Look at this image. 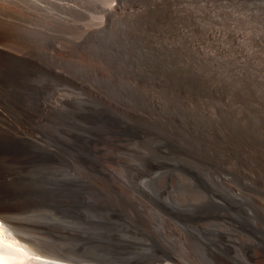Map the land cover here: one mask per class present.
<instances>
[{
	"label": "rangeland",
	"instance_id": "rangeland-1",
	"mask_svg": "<svg viewBox=\"0 0 264 264\" xmlns=\"http://www.w3.org/2000/svg\"><path fill=\"white\" fill-rule=\"evenodd\" d=\"M201 1V6L204 7L201 8V13L203 15L217 13H215V17L209 19V21L208 19L200 21L198 28H195L194 25L189 26L190 20H186L185 14V20L178 19L179 15L177 12L172 11V9H168L167 11L160 7L147 15V21L146 19H142L141 12L138 11L134 15L121 16V18L117 17L116 19L106 20L104 23H101L100 19L102 14L98 10L96 12L95 8L92 10L91 7H79V11L76 12H74L75 10L72 11L67 8H63L64 11L59 10V12L58 9H55L54 13L52 11V14H47V11H42L38 8H25L26 10L28 9V21L26 20L29 22H26L28 29L31 30L32 28V30H36V33L46 36H44V40L41 41L42 44L32 41L28 43V46H22V49L26 52L30 49L29 52H31L34 47H39L38 49L40 51L34 48L32 53L35 54L36 52L40 57H43L41 58V62L45 59L44 61L47 64H43V61L38 67L36 66V68L41 70V73L36 72L37 74H31L30 77L25 78L23 83L24 87L22 86L21 89L17 90L15 88V92L10 96V100L15 103L14 105L11 102L10 106H7L6 103L2 102L0 97V109H3L2 111L7 117H1L3 121H6L3 122L4 124L2 122L0 123L2 125V127L0 125V135L7 136V134H4V131L8 134L14 131L12 134L22 132L27 134L28 137L31 136V141L33 140V143H31L38 146V148L40 147V156L38 155L36 158L33 156L30 157L31 154H13L1 150L0 175L6 176L5 178H7V181L2 182L6 183L3 185L6 189L4 188V190L3 186L1 187L2 190L0 188V210L3 209L13 220L27 227H30V224H32L30 223L33 222L32 219L35 220L36 217H41L37 215L39 214L37 212L40 211L42 212V217L49 214L60 218L61 214L54 209L55 207L50 200L46 198H43V200L36 199V196L31 194L32 191L36 190V186L33 185L35 183H31L27 181V179L25 180V178L22 179L19 177L31 174L30 171L34 168L46 171L47 174L45 175L47 176L56 174L63 175L66 173L67 176L71 177L70 180L73 179L71 180L73 183L75 182V184H78H76V190L78 189L80 191L77 190L76 193L79 194V198L84 199L85 197V200H89L98 210L106 209L111 212V214L113 213L115 218L118 217L122 222H126L124 224L135 233V236L139 239L138 241H144L146 236H144V229L141 228L142 225L139 224L137 218L139 212L137 210L139 207L136 202L143 200L149 203V199L151 198L150 204L155 206L154 208L163 215V218H160L161 220L154 218L156 225L162 227L167 221H172L175 223L173 225L177 226L182 233L183 238L171 236L170 239L174 243L176 241L178 242L175 244L172 242L173 246L176 248V253L184 257L185 260L192 261L195 264H219L220 261L222 264H231V261H233L232 264H264V213H261L264 212V207L259 203L261 201L264 204V40H260V38L262 39L264 37V0ZM220 5L222 7H220ZM29 9H32V12ZM89 11L90 13L92 12V14H90ZM160 11L162 12L160 13ZM68 13L70 15H67ZM46 15L53 16L55 20L53 19L51 22L50 19H44ZM165 15H167L166 18ZM2 16H5L4 18L7 19L13 18L4 14L0 15V17ZM173 16L178 18L176 19ZM36 18L39 19L37 20ZM30 19L31 21H29ZM15 21L20 22L19 19ZM39 21H41V23ZM55 23L56 25L54 26ZM98 23L99 25H97ZM43 24H45V27ZM108 24L110 25L108 26ZM101 28L107 30L108 33L107 31L105 32V30L102 32ZM216 29H219L218 33L220 35H218V38H213L212 32ZM39 30L42 32H38ZM46 32H49L48 35ZM42 33H44V35ZM55 35H57V37ZM47 37L49 39H47ZM52 37L54 39L56 38L55 41ZM45 40L49 41L44 42ZM215 40H217V42ZM238 40H240V42ZM57 41L58 45L60 44L59 46L62 48H60L61 51H69L67 54H59L60 56L57 54L55 56L53 52L52 54L55 57L49 54L52 43L55 44ZM32 44L34 46H32ZM45 45L47 47H43ZM40 46L43 49L40 48ZM37 51L39 53L42 52L39 54ZM44 52L48 53L45 54ZM241 54H246L247 56L240 57ZM48 57L52 59L54 63L47 62ZM229 60L231 61L230 63ZM248 60L249 63L247 62ZM181 70L183 71L181 72ZM232 82H234V85ZM200 83L203 84V86ZM195 84L199 85L196 86ZM174 86L178 87L175 88ZM188 87H190V89ZM197 88H200V90ZM60 89L61 92H59ZM196 89L199 92L196 91ZM223 89H225V91ZM63 91L67 96L68 94L70 96H65ZM51 93L64 94H59L61 96L60 98H64V102L57 101V103H59V105H55L57 109H47L45 106V98L48 99ZM1 94L0 89V95ZM71 94H73V96ZM76 95L81 97L77 98ZM104 98L114 100L117 103L118 109L110 108V105L104 101ZM84 101H86V103ZM64 103L66 105L63 107ZM100 103L102 104L100 105ZM99 108L102 109L100 110ZM111 109L115 112L111 111ZM60 110L62 112H59ZM100 111L103 112L101 113ZM66 112L68 114H65ZM105 116H107V118ZM37 120L39 121L37 122ZM25 124H29V129H25L27 128ZM23 125L25 127H23ZM53 125H56L55 127L58 128V131H56L57 129ZM10 126H12V128ZM121 127L124 128L122 129ZM121 130H124V133ZM32 132H34L35 135ZM132 137L133 139L136 138V141L132 140ZM151 137L153 139H151ZM81 140L83 141L81 142ZM128 141L131 143L129 144ZM142 141L143 143H140ZM253 143L257 144L255 149L248 151L247 147ZM133 145H135V147H133ZM137 147L139 149H136ZM257 148L260 149L258 150ZM153 149L155 151H153L154 153L151 152ZM187 151L189 153H187ZM122 152L126 154L124 153V155ZM141 152H144V155ZM194 154H196L197 157H194L196 156ZM181 155L183 161L181 160ZM206 158L207 160H205ZM211 158L214 160H209ZM207 161L210 162L209 164L211 167L207 165ZM39 162L42 165H40ZM49 166L52 168L50 169ZM121 167L123 169H120ZM213 167H215L214 170ZM21 171H23V174ZM206 172L207 174H205ZM213 173H215V175H213ZM186 175L189 177L187 176V178ZM72 177H77L78 179ZM204 185H206V187ZM200 186H202L203 189ZM198 187H200V189ZM206 188L208 190H206ZM28 190H30V192ZM137 197L141 198L137 199ZM67 198L77 197L72 194ZM217 198H219L220 201ZM153 200H159L165 207L167 205L170 207L176 206L175 204L180 203L187 206L186 208L190 210L192 206L191 208H194L195 211H193V213H191V210L189 211L191 215L189 220L179 221L177 218H171L163 214L164 212L160 209L161 207L159 208L156 204L154 205L152 202ZM214 201L222 202V205H220L216 211L213 209L210 210L209 207L214 204ZM2 204L4 206H2ZM237 215L247 216L249 219L248 225L244 226V224L237 219ZM28 219L30 221H28ZM253 221L254 223H252ZM192 222H194V226ZM212 222L216 225H211ZM237 223L240 224L238 225ZM253 228L254 230H252ZM192 229L199 232H195ZM212 229H216L217 232V236L214 239L216 243L206 248L205 254L207 255L203 252L200 255H195L188 246V236L192 234L203 235L202 232L206 233V231L208 232ZM47 232L36 234L46 241H51V239H54L52 235L57 234ZM241 232L245 235L241 234ZM251 233H253V235ZM224 235L225 238L228 237L231 239L229 245H226L228 240H223ZM142 237H144V239ZM181 239H184V241L187 240L186 243L183 241L185 245L182 243ZM187 247L189 249H187ZM259 253L261 260L257 263L254 255ZM191 254L193 256H191ZM237 256L240 257V261ZM226 258L230 260L227 261Z\"/></svg>",
	"mask_w": 264,
	"mask_h": 264
},
{
	"label": "bare ground",
	"instance_id": "bare-ground-1",
	"mask_svg": "<svg viewBox=\"0 0 264 264\" xmlns=\"http://www.w3.org/2000/svg\"><path fill=\"white\" fill-rule=\"evenodd\" d=\"M211 1V0H210ZM215 1V0H214ZM219 1V0H218ZM243 1V0H242ZM201 0H0V15L4 14L16 19H19L20 22H16V19L10 18H4L3 16L0 18V89H1V100L2 102L6 103L7 106L11 104L10 96L13 95V92H15V88L21 89L22 86L24 87L23 83L25 78L30 77L31 74L39 72L41 73L38 68L40 64L45 60L41 62V58L38 54L32 53L33 48L30 51H23L22 46H28L29 42L36 41L39 42L38 44L41 43V41L44 40V33H42L44 36H42L39 33H36V30H31L28 29L26 22L27 20V10L25 8L32 7V8H38L40 10L47 11V14H52V11L54 13L55 9L63 10V8H67L68 10H72L74 12L79 11V7H87V8H95L96 12L97 10L102 14L101 15V23H104L106 20H112L116 19L117 17L121 16H131L134 15L136 12H141V17L142 19H146L147 15L151 14L153 11L157 10L156 8H161L165 9L168 11V9H172V11L177 12L179 15L178 19H184V14L186 16V20H190V25H194V27L198 28V24L200 21L203 19H211L215 17V13H209V14H202L201 13V8H204L201 6ZM212 2V1H211ZM210 2V3H211ZM225 2V1H224ZM209 4V3H208ZM212 4V3H211ZM210 4V5H211ZM224 4V3H223ZM226 5V4H225ZM228 5V4H227ZM209 6V5H207ZM214 7V6H213ZM212 7V8H213ZM220 7H222L220 5ZM61 8V9H60ZM218 8V7H217ZM227 8V7H226ZM80 9V8H79ZM206 9V8H205ZM219 9V8H218ZM217 9V10H218ZM221 9V8H220ZM225 9V8H223ZM30 10V9H29ZM34 10V9H33ZM39 10V11H40ZM88 10V9H87ZM211 10V9H209ZM215 10V9H214ZM228 10V9H227ZM32 12V9L30 10ZM36 11V10H34ZM64 11V10H63ZM84 11V10H82ZM91 11V10H90ZM89 11V13H90ZM207 11V9H206ZM85 12V11H84ZM162 11H160L161 13ZM211 12V11H210ZM225 12V11H223ZM36 13V12H35ZM43 13V12H41ZM61 13V12H60ZM63 13V12H62ZM71 13V12H70ZM86 13V12H85ZM59 14V13H58ZM77 14V13H75ZM92 14V12L90 13ZM94 14V13H93ZM99 14V13H98ZM144 14V15H143ZM173 14V13H172ZM231 14V13H230ZM67 15H70L69 13ZM66 15V16H67ZM72 15V14H71ZM226 15V14H225ZM31 16V15H30ZM33 16V15H32ZM61 16V15H60ZM65 16V15H64ZM63 16V17H64ZM95 16V15H94ZM97 16V15H96ZM151 16V15H150ZM149 16V17H150ZM155 16V15H154ZM164 16V15H163ZM167 15H165L166 18ZM169 16V15H168ZM221 16V15H220ZM224 16V15H223ZM162 17V16H161ZM161 17H158L159 19ZM174 17V16H173ZM62 18V17H61ZM70 18V17H69ZM75 18V17H73ZM72 18V19H73ZM93 18V17H92ZM171 18V17H170ZM176 18V17H174ZM176 18V19H177ZM219 18V17H218ZM37 19V18H36ZM39 19V18H38ZM37 19V20H38ZM41 19V18H40ZM44 19H50L51 22L55 18L53 16H48L46 15ZM67 19V18H66ZM129 19V18H127ZM131 19V18H130ZM141 19V18H140ZM150 19V18H149ZM148 19V20H149ZM162 19V18H161ZM168 19V18H167ZM27 20V21H26ZM33 20V19H32ZM36 20V21H37ZM59 20V19H58ZM64 20V18H63ZM71 20V19H70ZM87 20V19H86ZM99 20V19H98ZM151 20V19H150ZM156 20V19H155ZM185 20V19H184ZM31 21V19L29 20ZM35 21V22H36ZM46 21V20H45ZM61 21V20H60ZM65 21V20H64ZM67 21V20H66ZM116 21V20H115ZM132 21V20H131ZM147 21V19H146ZM162 21V20H161ZM160 21V22H161ZM166 21V20H165ZM169 21V20H168ZM180 21V20H179ZM218 21V19H217ZM41 23V21H39ZM48 22V21H46ZM45 22V23H46ZM55 22V21H54ZM63 22V21H62ZM68 22V21H67ZM110 22V21H109ZM113 22V21H112ZM122 22V21H121ZM136 22V21H135ZM145 22V21H144ZM178 22V21H177ZM216 22V21H215ZM29 23V22H27ZM38 23V21H37ZM44 23V21H43ZM50 23V22H48ZM47 23V24H48ZM61 23V22H59ZM64 23V22H63ZM71 23V22H70ZM138 23V21H137ZM181 23V22H180ZM211 23V22H210ZM52 24V23H51ZM66 24V22H65ZM95 24V23H94ZM35 25V24H34ZM38 25V24H36ZM45 24H43L44 26ZM56 23L54 24V26ZM58 25V24H57ZM99 25V23L97 24ZM104 25V24H102ZM110 24H108L109 26ZM186 25V24H185ZM33 26V25H32ZM41 26V27H43ZM48 26V25H46ZM93 26V25H92ZM107 26V27H108ZM40 27V26H39ZM45 27V26H44ZM43 27V28H44ZM58 27V26H57ZM56 27V29H57ZM95 27V26H94ZM37 28V27H36ZM42 28V29H43ZM99 28V27H98ZM194 28V29H195ZM34 29V27H33ZM40 29V28H39ZM41 29V30H42ZM45 29V28H44ZM49 29V27H48ZM52 29V28H51ZM50 29V31H51ZM92 29V28H91ZM102 29V30H101ZM100 30L103 32V28ZM176 29V28H175ZM47 30V28H46ZM87 30V29H86ZM180 30V29H179ZM183 30V29H182ZM189 30V29H188ZM187 30V31H188ZM49 31V30H48ZM96 31V30H95ZM107 30H105L106 32ZM226 31V30H225ZM40 32V30L38 31ZM42 32V31H41ZM40 32V33H41ZM45 32V31H43ZM54 32V31H53ZM98 32V31H97ZM180 32V31H179ZM183 32V31H182ZM181 32V33H182ZM219 29L214 30L212 33L213 38H218L220 35ZM221 32V31H220ZM47 33V32H46ZM49 33V32H48ZM47 33V35H48ZM108 33V31H107ZM178 33V32H177ZM184 33V32H183ZM54 34V33H53ZM110 34V33H109ZM189 34V33H188ZM224 34V33H223ZM100 35V34H99ZM181 35V34H180ZM244 35V34H243ZM57 37V35H55ZM53 36V37H55ZM97 36V35H96ZM52 37V39H54ZM65 37V36H63ZM82 37V36H81ZM84 37V36H83ZM180 37V36H179ZM244 37V36H243ZM242 37V38H243ZM182 38V37H181ZM236 38V37H235ZM240 39V37L238 36ZM47 39H49L47 37ZM56 39V38H55ZM54 39V41H55ZM63 39V38H62ZM67 39V38H65ZM118 39V38H117ZM180 39V38H179ZM60 40V39H59ZM77 40V39H76ZM98 40V39H97ZM96 40V41H97ZM189 40V39H188ZM206 40V39H205ZM260 40H264V37ZM49 41L45 40L44 42ZM53 41V42H54ZM65 41V40H64ZM85 41V39H84ZM91 41V40H90ZM106 41V40H105ZM217 42V40H215ZM240 42V40H238ZM255 41V40H254ZM257 41V40H256ZM259 42V41H258ZM27 43V44H26ZM51 43V41H50ZM49 43V45H50ZM112 43V42H111ZM186 43V42H185ZM34 44V43H33ZM32 44V46H34ZM42 44V43H41ZM47 44V43H46ZM68 44V43H67ZM75 44V43H74ZM89 44V43H88ZM60 45V44H59ZM55 42V44L52 43V47L49 50V54H53L56 56L57 54L65 55L64 53H68L69 51H61V47ZM218 45V44H217ZM39 46V45H38ZM83 46V45H82ZM96 46V45H95ZM98 46V45H97ZM43 47H47L46 45ZM219 47V46H218ZM29 48V47H27ZM37 48V47H36ZM35 48V49H36ZM39 48V47H38ZM37 48V50H39ZM40 48H42L40 46ZM61 48V49H60ZM87 48V47H86ZM161 48V47H160ZM241 48V46H240ZM248 48V47H247ZM43 49V48H42ZM64 49V48H63ZM178 49V48H176ZM27 50V49H26ZM85 50V49H84ZM180 50V49H179ZM226 50V49H225ZM40 51V50H39ZM48 51V50H47ZM78 51V50H76ZM114 51V50H113ZM178 51V50H177ZM215 51V50H214ZM241 51V49H240ZM243 51V50H242ZM38 52V51H37ZM42 52V51H41ZM40 52V53H41ZM46 52V51H45ZM44 52V53H45ZM88 52V50H87ZM98 52V51H97ZM117 52V51H116ZM238 52V51H237ZM39 53V52H38ZM39 53V54H40ZM48 53V52H47ZM45 53V54H47ZM71 53V51H70ZM74 53V52H73ZM80 53V51H79ZM86 53V52H85ZM95 53V52H94ZM240 53V52H239ZM242 53V52H241ZM52 54V55H53ZM248 54V53H247ZM38 55V56H37ZM53 55V56H54ZM246 54H241L240 57H245ZM54 56V57H55ZM60 56V55H59ZM247 56V55H246ZM52 57V56H51ZM53 57V58H54ZM220 57V56H219ZM257 57V56H256ZM47 58V57H46ZM61 58V57H60ZM59 58V59H60ZM64 58V57H63ZM212 58V57H211ZM237 58V57H235ZM250 59V58H249ZM264 59V58H263ZM71 60V59H70ZM98 60V59H97ZM226 60V59H225ZM94 61V60H93ZM104 61V60H103ZM222 61V60H221ZM238 61V60H237ZM252 61V60H251ZM54 63L52 59L48 57V61ZM66 62V61H65ZM220 62V61H219ZM224 62V61H223ZM231 61L229 60V63ZM240 62V60H239ZM249 63V60L247 61ZM258 62V61H257ZM85 63V62H84ZM113 63V62H112ZM225 63V62H224ZM227 63V61H226ZM235 63V62H234ZM245 63V62H244ZM264 63V62H263ZM43 64H47L45 61ZM82 64V63H81ZM86 64V63H85ZM110 64V63H109ZM223 64V63H222ZM239 64V63H238ZM241 64V63H240ZM246 64V63H245ZM244 64V65H245ZM253 64V63H251ZM95 65V64H94ZM232 65V64H231ZM247 65V64H246ZM255 65V64H254ZM253 65V66H254ZM264 65V64H263ZM82 66V65H81ZM86 66V65H85ZM96 66V65H95ZM238 66V65H237ZM243 66V65H242ZM250 66V65H249ZM258 66V65H257ZM41 67V66H40ZM39 67V68H40ZM233 67V66H232ZM262 67V66H261ZM92 68V66H91ZM103 68V67H102ZM202 68V65H201ZM249 69V67L247 66ZM254 68V67H253ZM75 69V68H74ZM234 69V68H233ZM102 70V69H101ZM184 70V69H183ZM181 70V72L183 71ZM186 70V69H185ZM205 70V68H204ZM240 70V68H239ZM238 70V71H239ZM244 70V69H243ZM254 70V69H252ZM262 70V69H261ZM43 71V70H42ZM45 71V70H44ZM48 71V70H47ZM71 71V70H70ZM191 71V70H190ZM189 71V72H190ZM242 71V69H241ZM248 71V70H247ZM250 71V70H249ZM257 71V69H256ZM264 71V70H263ZM89 72V71H88ZM107 72V71H106ZM121 72V71H120ZM185 72V71H184ZM188 72V71H187ZM258 72V71H257ZM261 72V71H260ZM53 73V72H52ZM212 73V72H211ZM218 73V72H217ZM263 73V72H262ZM37 74V73H36ZM74 74V73H72ZM182 74V73H181ZM187 74V73H186ZM194 74V73H192ZM253 74V73H252ZM242 75V74H241ZM264 75V74H263ZM44 76V75H43ZM59 76V75H58ZM201 76V75H200ZM205 76V75H204ZM235 76V75H234ZM237 76V75H236ZM186 77V76H184ZM197 77V76H196ZM35 78V77H34ZM37 78V77H36ZM45 78V77H43ZM191 78V75H190ZM76 79V78H75ZM79 79V78H78ZM113 79V78H112ZM121 79V78H120ZM206 79V78H205ZM264 79V78H263ZM28 80V79H27ZM48 80V78H47ZM82 80V79H81ZM119 80V79H118ZM183 80V79H182ZM222 80V79H221ZM42 81V80H41ZM44 81V79H43ZM53 81V80H52ZM103 81V80H102ZM101 81V82H102ZM185 81V80H184ZM244 81V80H243ZM187 82V81H186ZM196 82V80H195ZM193 82V83H195ZM201 82V80H200ZM226 82V81H225ZM27 83V82H25ZM45 83V82H44ZM88 83V82H87ZM185 83V82H184ZM190 83V82H189ZM192 83V84H193ZM198 83V82H197ZM202 83V82H201ZM200 83V84H201ZM234 82H232L233 84ZM254 83V82H253ZM33 84V83H32ZM38 84V83H37ZM68 84V83H67ZM97 84V83H96ZM104 84V83H103ZM133 84V83H132ZM188 84V83H187ZM229 84V83H227ZM226 84V85H227ZM252 84V83H251ZM145 85V84H144ZM185 85V84H184ZM196 85V84H195ZM199 85V84H198ZM196 85V86H198ZM203 86V84H201ZM234 85V84H233ZM26 86V85H25ZM30 86V85H29ZM36 86V85H35ZM92 86V85H91ZM190 86V85H189ZM205 86V85H204ZM228 86V85H227ZM73 87V86H72ZM175 88L178 86H174ZM229 87V86H228ZM29 88V87H28ZM40 88V87H39ZM46 88V87H45ZM50 88V87H49ZM190 89V87H188ZM195 88V87H193ZM227 88V87H226ZM37 89V88H36ZM184 89V88H183ZM188 89V90H189ZM200 90V88H197ZM196 89V91H198ZM222 89V88H220ZM228 89V88H227ZM226 89V90H227ZM30 90V89H29ZM39 90V89H37ZM54 90V89H53ZM82 90V89H81ZM178 90V89H177ZM195 90V89H194ZM225 91V89H223ZM240 90V89H239ZM242 90V89H241ZM252 90V89H251ZM24 91V90H23ZM41 91V90H39ZM186 91V90H185ZM183 91V92H185ZM219 91V90H218ZM228 91V90H227ZM243 91V90H242ZM25 92V91H24ZM29 92V91H28ZM61 92V89L60 91ZM64 92V91H63ZM68 92V91H67ZM193 92V91H192ZM199 92V91H198ZM197 92V93H198ZM217 92V91H216ZM220 92V91H219ZM218 92V93H219ZM27 93V92H26ZM36 93V91H35ZM40 93V92H39ZM106 93V92H105ZM196 93V94H197ZM225 93V92H224ZM24 94V93H23ZM63 94V93H59ZM59 94L51 93L49 98L46 99V108L47 109H53L56 106L59 105L57 101L59 102H64V98H60L61 96ZM65 94V92H64ZM63 94V95H64ZM68 94V93H67ZM99 94V93H98ZM184 94V93H183ZM207 94V93H206ZM223 94V92H222ZM238 94V93H237ZM73 96V94H71ZM75 95V94H74ZM41 96V94H40ZM65 96H67L65 94ZM70 95L68 94L67 97ZM77 96V95H76ZM27 97V95H26ZM81 97V96H77ZM86 97V96H85ZM119 97V96H118ZM24 99V97H23ZM26 99V98H25ZM61 99V100H60ZM14 100V99H13ZM76 100V99H75ZM73 101V100H72ZM104 101L110 105V108L113 109H118V106L116 105L117 103L114 100L110 99H105ZM86 103V101H84ZM121 102V101H120ZM13 103V102H12ZM69 103V101H68ZM15 103H13L14 105ZM17 104V103H16ZM21 104V103H19ZM74 104V103H73ZM82 104V103H81ZM92 104V103H91ZM102 103H100L101 105ZM104 104V103H103ZM22 105V104H21ZM36 105V104H35ZM66 104L64 103L63 107ZM77 105V104H76ZM96 105V104H95ZM132 105V104H131ZM138 105V104H137ZM249 105V104H248ZM6 106V107H7ZM23 106V105H22ZM61 106V105H60ZM103 106V105H102ZM100 106V107H102ZM106 106V105H105ZM120 106V105H119ZM1 107V106H0ZM24 107V106H23ZM84 107V106H83ZM89 107V106H88ZM87 107V108H88ZM97 107V106H96ZM99 107V106H98ZM109 107V106H108ZM121 107V106H120ZM119 107V108H120ZM135 107V106H134ZM252 107V106H251ZM5 108V105H4ZM8 108V107H7ZM18 108V107H17ZM103 108V107H102ZM101 108V109H102ZM130 108V107H129ZM256 108V107H255ZM57 109V108H55ZM60 109V108H59ZM68 109V108H67ZM78 109V107H77ZM96 109V108H95ZM100 109V108H99ZM100 109V110H101ZM111 109V111H113ZM3 109H0V123L6 121L2 120V118H5V113L2 111ZM7 110V109H6ZM18 110V109H17ZM81 110V108H80ZM110 110V109H109ZM108 110V112H109ZM8 111V110H7ZM5 111V112H7ZM49 111V110H48ZM85 111V110H84ZM87 111V110H86ZM128 111V110H127ZM136 111V110H135ZM258 111V110H257ZM55 112V111H54ZM59 112H62L61 110ZM58 112V113H59ZM72 112V111H71ZM101 113L103 111H100ZM105 112V111H104ZM107 112V111H106ZM107 112V113H108ZM115 112V111H113ZM78 113V111H77ZM91 113V112H90ZM261 113V112H260ZM64 114V113H63ZM65 114H68L67 112ZM76 114V113H74ZM88 114V113H87ZM255 114V113H254ZM10 115V114H9ZM8 115V116H9ZM47 115V114H46ZM55 115V114H54ZM53 115V116H54ZM57 115V114H56ZM62 115V113H61ZM70 115V114H69ZM89 115V114H88ZM108 115V114H107ZM117 115V114H116ZM115 115V116H116ZM229 115V114H228ZM264 115V114H263ZM11 116V115H10ZM36 116V114H35ZM112 116V115H109ZM121 116V115H120ZM253 116V115H252ZM2 117V118H1ZM37 117V116H36ZM46 117V116H45ZM101 117V115H100ZM107 118V116H105ZM208 117V116H207ZM7 118V117H6ZM11 118V117H10ZM76 118V117H75ZM112 118V117H111ZM120 118V117H119ZM123 118V117H122ZM85 119V117H84ZM101 119V118H100ZM113 119V118H112ZM247 119V118H246ZM251 119V118H250ZM43 120V119H42ZM80 120V119H79ZM109 120V119H108ZM114 120V119H113ZM125 120V119H124ZM249 120V119H248ZM11 121V120H10ZM39 120H37L38 122ZM69 121V120H67ZM84 121V120H83ZM82 121V122H83ZM94 121V120H93ZM118 121V120H117ZM134 121V120H133ZM115 122V121H114ZM121 122V121H120ZM118 122V123H120ZM125 122V121H124ZM8 123V122H6ZM11 123V122H10ZM29 123V122H27ZM40 123V122H39ZM53 123V122H52ZM75 123V121H74ZM117 123V122H116ZM215 123V122H214ZM4 124V123H3ZM12 124V123H11ZM10 124V125H11ZM37 124V123H36ZM35 124V125H36ZM79 124V122H78ZM81 124V123H80ZM88 124V123H87ZM93 124V122H92ZM105 124V123H104ZM108 124V123H107ZM172 124V123H171ZM1 125V124H0ZM8 125V124H7ZM20 125V124H19ZM27 125V124H25ZM29 125V124H28ZM27 125V128L29 129ZM33 125V124H32ZM127 126L126 124H124ZM209 125V124H207ZM4 126V125H3ZM54 126V125H53ZM56 126V125H55ZM54 126V127H55ZM75 126V125H74ZM73 126V127H74ZM78 126V125H77ZM106 126V124H105ZM104 126V128H105ZM2 127V125H1ZM12 128V126H10ZM14 127V126H13ZM19 127V126H18ZM21 127V126H20ZM23 127H25L23 125ZM36 127V126H35ZM88 127V126H87ZM117 127V126H116ZM131 127V126H130ZM174 127V126H173ZM17 128V127H15ZM56 128V127H55ZM61 128V127H60ZM64 128V127H63ZM72 128V127H71ZM77 128V127H76ZM80 128V127H79ZM85 128V127H84ZM89 128V127H88ZM122 128V127H121ZM124 128V127H123ZM122 128V129H123ZM132 128V127H131ZM136 128V127H135ZM145 128V127H144ZM143 128V129H144ZM195 128V127H194ZM199 128V127H198ZM21 129V128H19ZM37 129V128H34ZM58 131V128H56ZM78 129V128H77ZM97 129V128H96ZM111 129V128H110ZM115 129V128H114ZM139 129V128H137ZM183 129V128H182ZM192 129V128H191ZM228 129V128H227ZM245 129V128H244ZM4 130V129H3ZM53 130V128H52ZM69 130V128H68ZM80 130V129H79ZM83 130V129H82ZM86 130V129H85ZM84 130V131H85ZM104 130V129H103ZM107 130V128H106ZM113 130V129H111ZM130 130V129H129ZM236 130V129H235ZM19 131V130H17ZM23 131V130H22ZM27 131V130H26ZM29 131V130H28ZM61 131V130H60ZM66 131V130H65ZM83 131V132H84ZM92 131V130H90ZM101 131V130H100ZM122 131V130H121ZM124 131V130H123ZM122 131V132H123ZM137 131V130H136ZM145 131V130H144ZM256 131V130H255ZM3 132V131H2ZM14 131H12L13 133ZM16 132V131H15ZM31 132V131H30ZM39 132V131H38ZM74 132V131H73ZM72 132V133H73ZM77 132V131H76ZM109 132V130H108ZM118 132V131H117ZM139 132V131H138ZM143 132V131H142ZM148 132V131H147ZM206 132V131H205ZM230 132V131H229ZM234 132V131H233ZM12 133H5L7 136H1L0 135V153H2L1 150L8 151L11 153H22V154H31L30 157H36L39 154V149L38 146L33 145V140L31 141L32 138L31 136H27V134L22 133V132H16V134ZM34 133V132H32ZM36 133V131H35ZM34 133V135H35ZM62 133V132H61ZM124 133V132H123ZM135 133V131H134ZM137 133V132H136ZM243 133V132H242ZM2 134V133H1ZM78 134V133H76ZM101 134V133H100ZM99 134V135H100ZM132 134V132H131ZM142 134V133H141ZM149 134V133H148ZM205 134V133H204ZM33 135V134H32ZM39 135V134H38ZM64 135V134H63ZM85 135V134H84ZM104 135V134H103ZM112 135V134H111ZM126 135V134H125ZM124 135V136H125ZM140 135V134H139ZM143 135V134H142ZM145 135V134H144ZM152 135V134H150ZM149 135V138H150ZM52 136V135H51ZM67 136V134H66ZM70 136V135H69ZM123 136V137H124ZM130 136V135H129ZM134 136V135H132ZM89 137V136H88ZM114 137V136H112ZM122 138V136H120ZM126 137V136H125ZM136 137V136H135ZM145 137V136H144ZM148 137V135H147ZM158 137V136H156ZM167 137V136H166ZM213 137V136H212ZM236 137V136H235ZM257 137V136H256ZM68 138V137H67ZM91 138V137H90ZM96 138V136H95ZM130 138V137H129ZM138 138V137H137ZM142 138V137H141ZM255 138V137H254ZM92 139V138H91ZM124 139V138H122ZM139 139V138H138ZM148 139V138H147ZM151 139H153L151 137ZM252 139V138H251ZM258 139V138H257ZM84 140V139H83ZM81 140V142L83 141ZM117 140V139H116ZM126 140V139H125ZM131 140V139H130ZM132 140L136 141V138ZM144 140V139H143ZM158 140V138H157ZM254 140V139H253ZM255 141V140H254ZM32 142V143H31ZM43 142V141H42ZM62 142V141H61ZM90 142V141H89ZM129 142V141H128ZM150 142V141H149ZM154 142V140H153ZM158 142V141H156ZM160 142V141H159ZM247 142V141H246ZM245 142V143H246ZM252 142V141H251ZM96 143V142H95ZM111 143V142H110ZM120 143V142H119ZM124 143V142H123ZM127 143V142H126ZM131 142H129L130 144ZM139 143V141H138ZM140 143H143L140 142ZM168 143V142H167ZM39 144V143H38ZM85 144V143H84ZM137 144V143H136ZM135 144V145H136ZM153 144V143H151ZM150 144V145H151ZM210 144V143H209ZM247 144V143H246ZM76 145V144H75ZM106 145V144H105ZM133 145V147H135ZM146 145V144H145ZM157 145V144H156ZM202 145V144H201ZM257 144H252L250 146H246L248 148V151L251 149H255V146ZM261 145V144H260ZM70 146V145H69ZM78 146V145H77ZM126 146V145H125ZM141 146V145H139ZM153 146V145H152ZM170 146V145H169ZM239 146V145H238ZM48 147V146H47ZM81 147V146H78ZM84 147V146H83ZM87 147V146H86ZM96 147V146H94ZM114 147V146H113ZM158 147V146H157ZM198 147V146H197ZM55 148V147H54ZM69 148V147H68ZM97 148V147H96ZM95 148V149H96ZM111 148V147H110ZM109 148V149H110ZM118 148V147H117ZM132 148V147H131ZM155 148V147H152ZM261 148V147H260ZM259 148V149H260ZM112 149V148H111ZM126 149V148H124ZM136 149H139L138 147ZM149 149V148H148ZM157 149V148H156ZM176 149V148H175ZM258 149V148H257ZM258 149V150H259ZM50 150V149H49ZM89 150V149H88ZM144 150V149H143ZM159 150V149H158ZM219 150V149H218ZM247 150V149H246ZM59 151V150H58ZM134 151V150H133ZM136 151V150H135ZM139 151V150H138ZM142 151V150H140ZM146 151V150H145ZM144 151V152H145ZM154 149L151 151L153 152ZM189 151V150H188ZM191 152V151H189ZM225 151V150H224ZM108 152V151H107ZM131 152V151H130ZM144 152L142 153L144 155ZM150 152V153H151ZM155 152V151H154ZM153 152V153H154ZM160 152V151H159ZM163 152V151H162ZM194 152V151H193ZM197 152V151H196ZM202 152V151H201ZM247 152V151H245ZM83 153V152H82ZM101 153V152H100ZM123 153V152H122ZM125 153V152H124ZM123 153V154H124ZM136 153V152H133ZM139 153V152H138ZM158 153V152H157ZM156 153V154H157ZM219 153V151H218ZM221 153V152H220ZM106 154V153H105ZM115 154V153H114ZM121 154V152H120ZM126 154V153H125ZM124 154V155H125ZM172 154V153H171ZM201 154V153H200ZM204 154V153H203ZM86 155V154H85ZM116 155V154H115ZM114 155V157H115ZM128 155V154H127ZM146 155V154H145ZM161 155V154H160ZM175 155V154H174ZM179 155V154H178ZM183 155V154H182ZM181 155V158H182ZM196 155V154H194ZM206 155V154H205ZM220 155V154H218ZM217 155V156H218ZM42 156V155H41ZM64 156V155H63ZM93 156V155H92ZM109 156V155H107ZM139 156V155H137ZM149 156V155H148ZM192 156V154H191ZM199 156V155H198ZM201 156V155H200ZM210 156V155H209ZM29 157V155H28ZM100 157V156H99ZM98 157V158H99ZM131 157V156H130ZM129 157V158H130ZM133 157V156H132ZM143 157V156H142ZM147 157V156H146ZM194 157H197L194 156ZM220 157V156H219ZM223 157V156H222ZM22 158V157H21ZM42 158V157H40ZM112 158V157H111ZM121 158V157H120ZM148 158V157H147ZM173 158V157H172ZM187 158V157H186ZM204 158V157H202ZM217 158V157H216ZM20 159V157H19ZM32 159V158H31ZM143 159V158H142ZM151 159V158H150ZM197 159V158H196ZM30 160V159H29ZM33 160V159H32ZM40 160V159H39ZM53 160V159H52ZM51 160V161H52ZM112 160V159H111ZM124 160V159H123ZM149 160V159H148ZM156 160V159H155ZM183 161V158L181 159ZM186 160V159H185ZM207 160V158L205 159ZM209 160H214V159H209ZM21 161V160H19ZM36 161V159H35ZM86 161V160H85ZM104 161V160H103ZM117 161V160H116ZM127 161V160H126ZM142 161V160H141ZM147 161V160H146ZM176 161V160H175ZM174 161V162H175ZM196 161V160H195ZM94 162V160H93ZM108 162V160H107ZM202 162V161H201ZM32 163V161H31ZM59 163V162H58ZM126 163V162H124ZM131 163V160H130ZM143 163V162H142ZM146 163V162H145ZM149 163V162H148ZM205 163V162H204ZM207 165H210L207 161ZM218 163V162H217ZM216 163V164H217ZM40 164V162H39ZM60 164V163H59ZM120 164V163H119ZM166 164V163H165ZM189 164V163H188ZM192 164V163H191ZM206 164V163H205ZM213 164V163H211ZM42 165V164H40ZM85 165V164H84ZM111 165V163H110ZM113 165V164H112ZM127 165V164H125ZM129 165V163H128ZM140 165V164H139ZM197 165V164H195ZM204 165V164H203ZM215 165V164H214ZM221 165V164H220ZM35 166V165H34ZM33 166V167H34ZM39 166V165H38ZM44 166V165H43ZM76 166V165H75ZM130 166V165H129ZM217 166V165H216ZM223 166V165H222ZM36 167V166H35ZM40 167V166H39ZM42 167V166H41ZM50 167V166H49ZM114 167V166H113ZM119 167V166H118ZM141 167V165H140ZM203 167V166H202ZM208 167V166H207ZM211 167V165H210ZM219 167V166H218ZM52 167H50L51 169ZM60 168V167H59ZM135 168V167H134ZM41 169V168H40ZM119 169V168H118ZM120 169H123L122 167ZM132 169V167H131ZM130 169V170H131ZM201 169V167H200ZM203 169V168H202ZM205 169V168H204ZM215 167H213V170ZM218 169V168H216ZM30 170V169H29ZM43 170V169H42ZM45 170V169H44ZM47 170V169H46ZM61 170V169H59ZM63 170V169H62ZM74 170V169H73ZM80 170V169H79ZM134 170V169H133ZM27 171V170H26ZM49 171V170H48ZM51 171V170H50ZM57 171V170H56ZM66 171V170H65ZM121 171V170H120ZM119 171V172H120ZM123 171V170H122ZM128 171V170H127ZM204 171V170H203ZM218 171V170H217ZM23 174V171H21ZM59 172V171H58ZM69 172V171H68ZM185 172V171H184ZM190 172V171H189ZM216 172V170H215ZM219 172V171H218ZM27 173V172H26ZM31 174H27V176H22L19 178H22L36 186V190L32 191L31 194L36 196V199H42L46 198L51 201L52 205H54V209L60 213V218L47 215L42 217V212H37L41 217H36L35 220L32 219L33 222H30V227H27L26 225L19 223L15 220L12 219V217L8 216L6 214V211L0 210V264H195L192 261L185 260L184 257L179 256L176 253V248L173 246V241L170 239L171 236H178V238H183L182 233L179 231L177 226H174L172 221H167V223L162 227L156 225V222L154 221V218L156 219H162L163 215L161 212H158L154 207L150 204L151 198L145 202L143 200H139L136 203L138 204L139 209L137 211L138 215L137 218L139 220V224L142 225V229H144V236H146V239L144 241L140 240L135 236V233L132 232L129 227H126L124 223L118 217H114L113 213L107 211L106 209L104 210H98L96 206L92 205L89 200H85L83 198L78 197V193L76 190L77 185L75 182L73 183L70 180V176H67L66 173L63 175H45L47 174L46 171H41L38 170L37 168H34L30 171ZM62 173V171H61ZM130 173V172H129ZM139 173V172H138ZM188 173V172H186ZM7 174V173H6ZM5 174V175H6ZM68 174V173H67ZM192 174V173H191ZM207 174V172L205 173ZM217 174V173H216ZM15 175V174H14ZM69 175V174H68ZM190 175V174H189ZM215 175V173H213ZM114 176V175H113ZM188 175H186L187 177ZM6 177V176H5ZM4 176L0 175V188L6 184L2 183L7 181ZM8 177V176H7ZM86 177V176H85ZM185 177V179H186ZM189 177V176H188ZM187 177V178H188ZM191 177V176H190ZM215 177V176H213ZM10 178V177H9ZM76 178L77 177H72ZM82 178V177H81ZM84 178V177H83ZM225 178V177H224ZM101 179V178H100ZM191 179V178H190ZM193 179V178H192ZM206 179V178H205ZM215 179V178H214ZM21 180V179H20ZM162 180V179H161ZM165 180V179H164ZM187 180V179H186ZM201 180V179H200ZM78 181V180H75ZM81 181V180H80ZM168 181V180H167ZM185 181V180H183ZM205 181V180H204ZM10 182V181H9ZM79 182V181H78ZM85 182V181H84ZM89 182V181H88ZM112 182V181H111ZM160 182V181H159ZM170 182V181H169ZM195 182V181H194ZM18 183V182H17ZM26 183V182H25ZM30 183V184H31ZM82 183V181H81ZM137 183V182H136ZM135 183V184H136ZM164 183V182H163ZM209 183V182H208ZM24 184V183H23ZM134 184V185H135ZM220 184V183H219ZM26 185V184H25ZM28 185V184H27ZM32 185V184H31ZM82 185V184H81ZM151 185V184H150ZM170 185V184H168ZM198 185V184H197ZM201 185V184H200ZM211 185V184H210ZM218 185V184H217ZM216 185V186H217ZM9 186V185H7ZM23 186V185H22ZM33 186V187H34ZM75 186V187H74ZM89 186V185H88ZM124 186V185H123ZM136 186V185H135ZM142 186V185H141ZM147 186V185H146ZM180 186V185H179ZM203 186V185H202ZM200 186V187H202ZM206 187V185H204ZM18 187V186H17ZM32 187V186H31ZM82 187V186H81ZM121 187V186H120ZM149 187V186H148ZM200 187H198L200 189ZM5 187L3 186V189ZM123 188V187H122ZM145 188V187H143ZM163 188V187H162ZM6 189V188H5ZM4 189V190H5ZM29 189V188H28ZM103 189V188H102ZM131 189V188H130ZM142 189V188H141ZM183 189V188H182ZM203 189V187H202ZM226 189V188H224ZM221 189V190H224ZM252 189V188H251ZM254 189V188H253ZM2 190V188H1ZM8 190V189H7ZM15 190V189H14ZM34 190V188H33ZM127 190V189H126ZM168 190V189H167ZM187 190V189H186ZM206 190H208L206 188ZM216 190V189H215ZM9 191V190H8ZM30 192V190H28ZM80 191V190H78ZM204 191V190H203ZM1 192V191H0ZM11 192V191H9ZM88 192V191H86ZM142 192V191H141ZM255 192V191H254ZM5 193V192H4ZM7 193V191H6ZM91 193V192H90ZM174 193V192H173ZM28 194V193H27ZM74 195L77 198H67L70 195ZM89 194V193H88ZM87 194V195H88ZM133 194V193H132ZM172 194V193H171ZM9 195V194H8ZM134 195V194H133ZM214 195V194H213ZM82 196V195H81ZM135 196V195H134ZM147 196V195H146ZM165 196V195H164ZM197 196V195H196ZM39 197V198H38ZM41 197V198H40ZM167 197V196H166ZM141 198V197H140ZM137 197V199H140ZM165 198V197H164ZM258 198V197H257ZM261 198V197H260ZM45 199V200H46ZM88 199V198H87ZM97 199V197H96ZM147 199V198H146ZM219 200V198H217ZM132 200V199H131ZM166 200V199H164ZM226 200V199H225ZM230 200V199H229ZM30 201V200H29ZM190 201V200H188ZM220 201V200H219ZM219 201H214V204L209 206L210 210H217L220 205H222V202L220 203ZM251 201V199H250ZM253 201V200H252ZM256 201V200H255ZM35 202V201H34ZM133 202V201H132ZM154 205L156 204L163 214L168 215L171 218H177L179 221H185L189 220L191 218L190 216V210L191 213L195 211L194 208L190 207V210L187 209V206H184L183 204H175L176 206H163L159 200H153L152 201ZM176 202V201H175ZM264 202V201H263ZM1 203V201H0ZM94 203V202H93ZM172 203V202H171ZM170 203V204H171ZM250 203V202H249ZM262 207H264V204L260 201L259 202ZM103 204V203H102ZM247 204V203H246ZM245 204V205H246ZM136 205V204H135ZM190 205V204H189ZM258 205V204H257ZM2 206H4L2 204ZM37 206V205H36ZM49 206V205H48ZM51 206V205H50ZM111 206V205H110ZM224 206V205H223ZM227 206V205H226ZM238 206V205H237ZM250 206V205H249ZM259 206V205H258ZM1 207V204H0ZM33 207V205H32ZM44 207V206H43ZM225 207V206H224ZM4 208V207H3ZM99 208V207H98ZM137 208V207H136ZM259 208V207H258ZM6 209V207H5ZM33 209V208H32ZM114 209V208H113ZM118 209V208H117ZM197 209V208H196ZM221 209V208H220ZM228 209V208H227ZM241 209V208H240ZM245 209V208H244ZM51 210V209H49ZM48 211V210H47ZM223 211V210H222ZM233 211V210H232ZM264 211V210H263ZM29 212V211H28ZM35 212V211H34ZM33 212V214H34ZM214 212V211H213ZM227 212V211H226ZM48 213V212H47ZM56 213V214H58ZM196 213V212H195ZM206 213V212H204ZM222 213V212H221ZM246 213V212H245ZM260 213V212H259ZM258 213V214H259ZM264 213V212H261ZM11 214V213H10ZM36 214V213H35ZM136 214V213H135ZM214 214V213H213ZM218 214V213H217ZM227 214V213H226ZM235 214V213H234ZM233 214V215H234ZM255 214V213H254ZM212 215V214H211ZM221 215V214H220ZM232 215V216H233ZM257 215V214H255ZM123 216V215H122ZM196 216V215H195ZM219 216V215H218ZM227 216V215H226ZM249 216V215H248ZM251 216V215H250ZM214 217V216H213ZM235 217V216H234ZM255 217V216H254ZM253 217V218H254ZM121 218V217H120ZM31 219V218H30ZM160 219V220H161ZM223 219V218H222ZM237 219L244 224V226L248 225L249 219L247 216H239L237 215ZM258 219V218H257ZM27 220V219H26ZM167 220V219H166ZM176 220V219H175ZM28 221H30L28 219ZM174 221V220H173ZM212 221V220H211ZM218 221V220H217ZM256 221V220H255ZM135 222V221H134ZM160 222V221H159ZM214 222V221H213ZM211 223L215 224V223ZM238 222V221H236ZM251 222V220H250ZM264 222V221H263ZM194 222H192L193 225ZM254 223V221L252 222ZM256 223V222H255ZM163 224V223H162ZM227 224V223H226ZM238 224V223H237ZM236 224V225H237ZM240 224V223H239ZM238 224V225H239ZM259 224V223H258ZM129 225V224H127ZM191 225V226H192ZM216 225V224H215ZM251 225V224H250ZM257 225V224H254ZM183 226V225H182ZM194 226V225H193ZM233 226V225H232ZM196 227V225H195ZM255 227V226H254ZM261 227V226H259ZM258 227V228H259ZM181 228V227H180ZM192 228V227H191ZM194 228V227H193ZM212 228V227H210ZM235 228V227H233ZM239 228V227H238ZM236 228V229H238ZM251 228V227H249ZM205 229V228H204ZM195 231V229H192ZM197 230V229H196ZM203 230V229H202ZM221 230V229H220ZM223 230V229H222ZM226 230V229H225ZM250 230V229H249ZM254 230V228L252 229ZM259 230V229H258ZM48 231V232H47ZM190 231V230H189ZM247 231V230H245ZM244 231V232H245ZM251 231V230H250ZM41 232H47V233H57L53 234L54 239H51V241H46L42 239L39 235L36 233H41ZM199 232V231H195ZM224 232V231H223ZM230 232V231H229ZM188 233V232H187ZM186 233V234H187ZM248 233V232H247ZM185 234V233H184ZM190 234V233H189ZM192 234V233H191ZM203 235H197V234H192L188 236V246L192 249L195 255H200L202 252L205 254V250L209 245L215 244L216 242L214 241L215 237L217 236L216 229H212L210 231L202 232ZM241 234H244L241 232ZM253 235V233H251ZM51 235V234H50ZM226 235V234H225ZM225 235L223 236V240H228V243L225 244L229 245L231 243V239L226 237ZM245 235V234H244ZM249 235V234H248ZM186 236V235H185ZM234 236V235H233ZM238 237V236H237ZM144 239V237H142ZM236 238V237H235ZM174 239V238H173ZM234 239V237H233ZM239 239V238H238ZM176 240V239H175ZM182 243L184 239H181ZM180 240V242H181ZM187 241V240H186ZM184 241V243H186ZM235 241V240H233ZM239 241V240H238ZM173 242V243H172ZM177 242V241H176ZM175 242V243H176ZM221 242V241H220ZM174 243V244H175ZM178 243V242H177ZM183 243V244H184ZM222 244V242H221ZM241 244V243H240ZM185 245V244H184ZM230 247V246H229ZM239 247V246H238ZM227 248V247H225ZM233 248V247H232ZM187 249H189L187 247ZM209 249V248H208ZM246 249V248H245ZM252 249V248H251ZM242 250V249H241ZM187 251V250H186ZM209 252V251H208ZM229 252V251H228ZM234 252V251H233ZM232 252V254H233ZM237 252V251H236ZM262 252V251H261ZM258 253V252H257ZM219 254V253H218ZM227 254V253H226ZM207 255V254H205ZM220 255V254H219ZM222 255V254H221ZM241 255V253H240ZM245 255V254H242ZM253 255V254H251ZM263 255V254H262ZM189 256V255H188ZM191 256H193L191 254ZM226 256V255H225ZM264 256V255H263ZM199 257V256H198ZM202 257V256H201ZM238 257V256H237ZM245 257V256H244ZM243 257V258H244ZM220 258V257H219ZM223 258V257H222ZM225 258V257H224ZM240 257H238L239 260ZM242 258V257H241ZM253 258V257H252ZM254 258L256 262H260L261 256L259 254H255ZM199 260V259H198ZM222 260V259H221ZM224 260V259H223ZM227 261H229L226 258ZM247 260V259H246ZM254 260V259H253ZM264 260V258H263ZM213 261V260H212ZM225 261V260H224ZM240 261V260H239ZM211 262V260H210ZM233 261H231L232 264ZM262 262V261H261ZM214 263V262H212ZM219 263V262H218ZM221 263V261H220ZM219 263V264H220ZM249 263V262H248ZM216 264V263H215ZM222 264V263H221ZM224 264V263H223ZM235 264V263H234ZM237 264V263H236ZM256 264V263H255Z\"/></svg>",
	"mask_w": 264,
	"mask_h": 264
}]
</instances>
